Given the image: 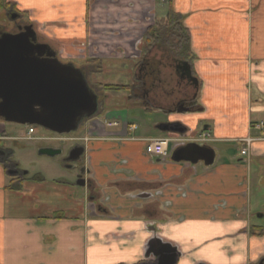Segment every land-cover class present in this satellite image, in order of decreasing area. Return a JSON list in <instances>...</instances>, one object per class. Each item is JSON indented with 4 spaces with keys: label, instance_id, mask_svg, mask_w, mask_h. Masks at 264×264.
<instances>
[{
    "label": "crops",
    "instance_id": "crops-1",
    "mask_svg": "<svg viewBox=\"0 0 264 264\" xmlns=\"http://www.w3.org/2000/svg\"><path fill=\"white\" fill-rule=\"evenodd\" d=\"M130 1L142 10H135L133 22L143 24L134 26L141 27L136 39L91 32L98 12L91 0H6L26 13L60 62L72 65V59H92L95 46L100 60L124 61L116 47L131 48L155 22L167 34L164 23L175 13L188 34L187 51L169 52L153 42L140 60L169 69L187 63L197 88L174 69L162 84L153 68L147 79L166 105H157L152 93L133 117L120 103L80 123L73 130L80 134L55 137L83 147L76 162L91 183L88 189L77 182L82 198L72 193L69 206L45 198L44 175L26 173L17 180L10 173V163L22 169L10 155L11 138L0 118V264L154 263L147 253L152 240L175 248V264H264V136L256 127L264 123V0ZM159 49L162 56L156 55ZM181 89L196 91L191 107H180ZM170 121H180L186 132L157 128ZM159 137L169 139L163 157L145 149L150 138ZM246 137L253 139L242 155ZM190 143L210 147L212 163L187 148Z\"/></svg>",
    "mask_w": 264,
    "mask_h": 264
},
{
    "label": "water",
    "instance_id": "water-1",
    "mask_svg": "<svg viewBox=\"0 0 264 264\" xmlns=\"http://www.w3.org/2000/svg\"><path fill=\"white\" fill-rule=\"evenodd\" d=\"M28 27L29 34H6L0 38V117L8 122L39 125L59 134L76 130L83 118L97 113L96 97L86 85L81 71L72 64H64L55 57L51 66H39L38 63L42 60H37L35 67L33 48L44 50L49 46L45 43L34 44L36 31L32 26ZM185 65L188 78L197 88L196 78L190 74L187 63ZM178 92L184 97L181 101L196 100V91L190 94L181 89ZM77 108L80 113L76 112ZM157 128L180 135L187 130L180 121L161 123ZM186 147L196 150L205 164L212 163L213 150L210 147L196 143H190ZM83 150L81 146H73L67 160H80ZM60 152L61 150L51 147L38 150L39 154L47 156H56ZM83 175V167H79L77 182L86 187ZM147 253H152L156 262L138 264H175L178 255L174 247L158 240H152Z\"/></svg>",
    "mask_w": 264,
    "mask_h": 264
},
{
    "label": "rangeland",
    "instance_id": "rangeland-1",
    "mask_svg": "<svg viewBox=\"0 0 264 264\" xmlns=\"http://www.w3.org/2000/svg\"><path fill=\"white\" fill-rule=\"evenodd\" d=\"M90 6L92 9L98 11L96 17H94L91 20L90 23L91 32L92 31L97 32L98 35L102 37H110L112 35L113 36L122 35L123 38L126 37V39L127 38L136 39L137 36L139 35L140 33L139 31L141 27L135 28L134 26H140L142 22L137 24L134 23L133 20L135 19L134 18L135 10L141 9L140 8L141 6L136 7L134 2L130 0H122V1L121 0H91ZM12 9L15 10L14 7ZM4 11L5 10L3 9L0 10V25L8 26V22L4 20V14H5ZM107 12L108 14H106ZM139 12L141 13L142 10H139ZM140 16L143 15L141 14ZM23 19L29 22V20L26 17V13L23 16ZM157 24L158 23L155 22L154 24L148 26V27H155L153 29L154 33L159 36V38L157 39V43L158 41H160L159 39L164 38L161 39V43H160L161 48L166 49L169 52H174L178 54L179 52L172 50L168 46L170 45L169 42H166V40L168 39V33L167 36H164L163 34L164 29L158 27ZM165 25H166V21L164 23V26ZM104 27H115L118 30L122 28L123 30L118 31L114 29L115 31L111 30V32L107 30V34H103L102 32L104 31L101 29H103ZM148 27H146L145 31L147 30ZM165 32L167 31L165 30ZM143 35L141 38L142 39L141 43L137 42V41H141L140 39L133 41V45H131V48L126 47V49L123 50V52L121 51V49H119V47H116V50H113V48L111 47L113 51H116L115 53L117 55L119 54L122 55L121 59H123L124 61L100 60L99 59L100 57H98V55H100L101 52H99V50L96 49V46L92 50L93 58L88 60V62H85V60H81V59H72V62L75 65V67L77 68L83 67V70L86 73L87 81L94 90H96L97 92L100 91L106 92V90H108L107 92L108 99L106 100V103H108V107H115V105H119L120 103H123L125 100L124 98L126 97V93H125L126 91H124L123 89L116 90L108 87L111 85L123 86L129 84L130 75L132 74L135 75V71H138L137 75H139L138 64L141 62L140 59L143 56L141 54L142 50L139 47L141 45L146 46V44L150 46L151 44L150 43L151 41H149V37H145L146 39L145 41V39H143ZM148 45L146 46L147 48ZM147 48L144 52L148 51ZM160 49H159V53H156L157 56L161 55ZM149 52L150 50L148 51V53ZM132 54L137 55L138 59L135 60V58H133L134 60H131L127 57L128 55L131 56ZM144 56L146 55L144 54ZM150 67L152 69L154 68L155 71H158L159 77L161 79L162 78L164 79L161 82L162 84H164L168 80L169 71L174 69L173 66H171L170 67L171 69H169L164 64L158 66L150 65ZM152 84L153 85L151 87V90L148 91V98L150 99L152 93H154L157 105L160 104L166 105L167 102L162 98L160 94H158L157 91H155V87H154L155 82H152ZM135 110H138V108L125 107V111L128 112L130 117H133V115L135 114ZM2 125L4 126L3 133L7 134L11 138L9 141H6V144L10 148V155L12 156V158L17 160V162L19 163V168H21L22 171H25L28 175L37 176L40 173L46 177L45 180L43 181L42 192L43 194H47L45 196L47 200L59 206H69L72 203L71 200L72 193H74L73 197L75 199L76 197L82 198L83 188L77 184L78 166L76 165V163L70 162L71 164H69L68 167V163H67L68 161L66 162L64 159L69 149L74 145L75 141L57 140V139H46V140L24 139L22 137L26 136L29 126H32L34 129V133L32 134L33 136L55 138L57 136L63 137L66 135H61V134L59 135L58 133L50 132L44 127L34 124L32 125L18 124V123L5 121L2 123ZM203 126L204 125L199 124V128H202ZM80 132L81 129L77 131H72L70 132L69 135H77L80 134ZM43 145L58 147L61 150V152L56 156H47L44 154H39L38 150Z\"/></svg>",
    "mask_w": 264,
    "mask_h": 264
},
{
    "label": "flooded vegetation",
    "instance_id": "flooded-vegetation-1",
    "mask_svg": "<svg viewBox=\"0 0 264 264\" xmlns=\"http://www.w3.org/2000/svg\"><path fill=\"white\" fill-rule=\"evenodd\" d=\"M12 8L13 7L9 6L8 8L4 9L5 10L4 11L5 12L4 20L6 22H8V26L7 25H0V38L6 34L23 36L25 33L26 34L30 33V29L28 26H32V24L30 22H27V20L23 19L22 13H20L16 10H13ZM32 28H33V26H32ZM138 42L141 43L142 39H141V41H138ZM43 43L46 44V42L36 34L34 44H43ZM145 47H146L145 45H141L139 48L141 50L145 51L146 50ZM33 51H34V53L32 54V57L36 59V60H34L35 61V67H36V62L41 61V60H42L41 63H38L39 66L41 64L46 65V66H48V65L51 66V63L55 60V57L58 58L57 52L54 49H52L51 47L45 48L44 50L39 48V47H34ZM66 64H68V63H66ZM74 68L81 71L82 75L84 76L83 78H84L86 85L88 86L89 89H91L93 91V93L96 97V100H97L96 101L97 102V113L96 114H100L102 111H104L108 107V103H106V100L108 99V94H107L108 90H106V92H104V91L97 92L96 90H94L91 87V85L87 81L86 73L84 72L83 67L77 68L74 66ZM173 68L176 72H178L179 79L184 78L185 80L188 79L189 83L193 82L192 80H190L188 78L185 63H181V62L177 61L176 63H173ZM138 70H139V75H137L138 71H135V75L134 74L130 75L129 84H126L127 89L124 90V91H126L125 92L126 97L124 98L125 100L122 103L124 105V107H127V108L135 107L136 108L140 104L144 106L145 104L150 102V100L148 98V91L151 90V87L153 84H152V81L147 79V71H151L152 68L150 67V65H148V63L144 59L138 64ZM49 71H51V70H49ZM0 101H1V99H0ZM180 103H181L180 107H185V105H186L187 106L186 108H188V107L192 106L193 101H191V100H185L184 101L183 100V102H180ZM172 104H174V103H172ZM172 104H170V105L174 106ZM115 106H117V105H115ZM174 109H175L174 107L168 108V110H174ZM79 111L80 110L77 108L76 112L80 113ZM0 118L3 121H5L3 117H0ZM91 118L92 117H89V118L85 117L82 119V121L80 123H88V122L91 123V121H92ZM6 122H8V121H6ZM55 148L59 149L58 147H55ZM70 149L67 152L66 157L64 158L66 162L68 161V163L71 162V161L67 160V157L70 153ZM1 156L6 160V156H4L3 152H2ZM72 162H74V163H76V165H78V162H76V161H72ZM9 171L12 175L16 176L15 178L17 180L22 179L23 177L26 176V175H24V174H26L25 171L18 169L14 163H10ZM86 187L88 189L91 188L90 181H87Z\"/></svg>",
    "mask_w": 264,
    "mask_h": 264
},
{
    "label": "trees",
    "instance_id": "trees-1",
    "mask_svg": "<svg viewBox=\"0 0 264 264\" xmlns=\"http://www.w3.org/2000/svg\"><path fill=\"white\" fill-rule=\"evenodd\" d=\"M10 5L8 2H6V0H0V9H6L8 8ZM179 15L175 14V13H169V16L167 18L166 21V25L167 28L169 29L168 31V41L166 40V42H169L170 45H168L172 50L179 52V54H183L187 51L188 49V34L186 32L185 29H183L182 27H180V23H179ZM155 27H148L147 30L144 32L143 35V39H145V37H149V41H151L150 43L153 42H157V39L159 38L158 35H156L154 33V29ZM166 30V29H165ZM165 30L163 32L164 36H167V34L165 33ZM153 37V38H151ZM163 39V38H161ZM161 39H159L161 41ZM146 41V39H145ZM158 41V42H160ZM108 88H113L116 90H126L127 89V85H123V86H119V85H111ZM35 178H38L37 176H34ZM12 180V179H11Z\"/></svg>",
    "mask_w": 264,
    "mask_h": 264
},
{
    "label": "built area",
    "instance_id": "built-area-1",
    "mask_svg": "<svg viewBox=\"0 0 264 264\" xmlns=\"http://www.w3.org/2000/svg\"><path fill=\"white\" fill-rule=\"evenodd\" d=\"M116 122H110L109 125H114ZM256 127L260 128L262 130L263 136H264V123H256ZM134 128V127H131ZM33 132V128L29 127L28 129V136L27 138H31L30 134ZM253 138L246 137L243 139L244 142V147L241 148L240 152L242 155H247L249 152V146L250 142ZM167 138H154L150 139L148 144L146 145V152L153 154V155H158V156H165L166 155V145H167Z\"/></svg>",
    "mask_w": 264,
    "mask_h": 264
}]
</instances>
